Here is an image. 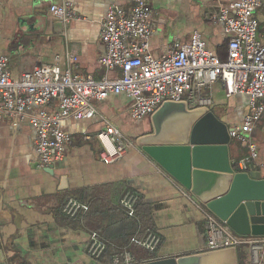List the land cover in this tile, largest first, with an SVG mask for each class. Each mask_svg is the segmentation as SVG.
I'll use <instances>...</instances> for the list:
<instances>
[{"label":"crops","instance_id":"0c3cea01","mask_svg":"<svg viewBox=\"0 0 264 264\" xmlns=\"http://www.w3.org/2000/svg\"><path fill=\"white\" fill-rule=\"evenodd\" d=\"M143 1L152 13L148 43L153 57L164 56L172 44L178 47L187 44L196 34L219 61L226 60L228 37L222 25L213 24L209 16L218 3L230 0ZM134 2L0 0V57L8 59L9 76L17 80L34 66L47 64L57 66L61 73L68 71L72 76L99 80L104 73L97 62L98 55L104 52L100 24L108 9L118 7L128 11ZM64 4L76 16L66 24L50 13L52 6ZM254 17L257 40L264 43V0ZM67 54L76 60L70 62ZM199 96L210 100L209 112L230 129L240 127L250 112L248 96L238 95L227 100L219 82L202 88ZM130 104L131 99L126 95H110L103 101L93 102L96 110L93 118L63 120L61 127L69 134V142L62 160L48 168L38 162L34 133L27 120L15 126L0 121V264H100L86 253L89 234L93 233L90 226L107 227L110 230L107 235L116 242L132 233V221L105 210L107 206H117L125 190L138 195L140 223L150 227L161 239L151 256L131 247L129 250L138 261L143 264L206 252V215H212L135 145L137 136L150 131V116L146 117L148 127L136 122L128 115ZM106 123L120 132L124 127L133 138L130 140L126 132H121L128 148L113 163L101 160V147L94 137ZM237 141L238 145L232 139L227 145L230 167L238 172L237 163L250 155L251 146L255 158L247 172L264 178V115L252 132L245 135L244 141ZM209 187L205 185L203 189ZM85 192L91 193L101 210L93 215V225H87L81 218L69 220L61 213L67 198L82 196ZM223 229L237 235L224 225ZM258 254L259 264H264V247ZM236 255L238 264H255L247 245L238 247Z\"/></svg>","mask_w":264,"mask_h":264},{"label":"built area","instance_id":"2783aa9c","mask_svg":"<svg viewBox=\"0 0 264 264\" xmlns=\"http://www.w3.org/2000/svg\"><path fill=\"white\" fill-rule=\"evenodd\" d=\"M262 0H230L218 3L209 16L213 24H220L227 35V56L219 61L205 48L200 37L194 34L187 44H172L164 56L153 57L149 52L152 32V13L143 0H135L124 11L115 7L107 10L100 24V40L104 52L97 62L103 76H72L61 73L54 65L34 66L19 79H12L7 72L6 57H0V121L12 126L27 120L34 133L33 146L40 166L48 168L62 160L69 134L61 127L67 119L88 120L95 116L93 102L103 101L110 95H126L131 99L128 114L133 120L151 116L164 102L184 101L188 108L208 107L211 102L199 96L202 88L219 82L227 100L238 95L249 98L250 112L238 128L229 133L230 139L245 140L255 124L264 115V43L257 40L255 11ZM52 16L69 23L76 19L68 4L52 6ZM178 47V48H177ZM70 62L76 58L67 54ZM113 74V75H111ZM68 91V93H67ZM101 147V160L113 163L127 151L128 143L112 124L94 136ZM88 137H85L87 139ZM255 158L253 147L250 155L238 163V172H247ZM138 195L125 190L118 206L129 217L134 216ZM88 206L74 198H67L61 213L69 220L82 218ZM207 231L204 251H217L248 246L251 261L261 262L264 238L231 235L212 216L206 215ZM161 239L152 230L145 229L134 236L127 247L117 249L110 264H142L129 250L142 249L153 255ZM106 242L97 233H90L87 255L99 260Z\"/></svg>","mask_w":264,"mask_h":264},{"label":"water","instance_id":"95a60500","mask_svg":"<svg viewBox=\"0 0 264 264\" xmlns=\"http://www.w3.org/2000/svg\"><path fill=\"white\" fill-rule=\"evenodd\" d=\"M150 131L135 145L193 195L204 209L240 236L264 237V178L234 172L227 145L232 129L207 107L164 102L149 117ZM210 185L203 189V186ZM143 264H238L236 249L207 251Z\"/></svg>","mask_w":264,"mask_h":264},{"label":"trees","instance_id":"16d2710c","mask_svg":"<svg viewBox=\"0 0 264 264\" xmlns=\"http://www.w3.org/2000/svg\"><path fill=\"white\" fill-rule=\"evenodd\" d=\"M71 198H74L77 201H80V202H82L88 206V211L86 212V214L81 219H83L82 221L84 223H86L87 225L90 223H92V225H93V223H94L93 222V219H94L93 215L97 211H99V212L101 211L99 208H97L98 206H96V203H98V201L93 200L92 195L89 192H85L82 196L75 195L74 197H71ZM138 206H139V200L135 206L133 217L127 216V214L118 206V204H117V206L111 205V206H107L105 208V210L107 209L106 211H108L109 214H112V212H114V214H116V216L121 215L124 218L132 221V223H133L132 233H130L128 236L124 237L121 242H119V241L116 242L115 240L111 239L110 236L107 235V232L110 231L109 229H107V227L104 226V228H103V226H96V227H94V225L90 226V227H92L93 233H97V234L100 233L101 234V235L99 234V236L102 239H104V241L106 242V245H107L103 256L99 259L100 264H110L111 263V257L117 250V247L115 246V244H117V246H121V248L127 247L130 240L134 236L139 235L145 229H151L150 227L145 226L144 224L140 223V220L138 219V216H137Z\"/></svg>","mask_w":264,"mask_h":264},{"label":"rangeland","instance_id":"374dc122","mask_svg":"<svg viewBox=\"0 0 264 264\" xmlns=\"http://www.w3.org/2000/svg\"><path fill=\"white\" fill-rule=\"evenodd\" d=\"M67 93H68V91H67ZM129 115V114H128ZM129 118V117H128ZM130 119V118H129ZM130 121V120H129ZM132 121V120H131ZM130 121V122H131ZM136 122L138 121V123H142V124H144L146 127H148V119L146 118H143V119H141V120H135ZM134 122V121H133ZM135 123V122H134ZM120 124H117L116 126H119ZM121 132H126L127 133V130L123 127L122 128V131ZM122 133V134H123ZM126 135H128V136H126L128 139H130V140H132L133 138H131V137H129V134L127 133ZM238 141H237V139H232V143L233 144H239V142L237 143ZM137 250H139V253L141 254H147L144 250H142V249H137ZM147 255H149V254H147Z\"/></svg>","mask_w":264,"mask_h":264}]
</instances>
